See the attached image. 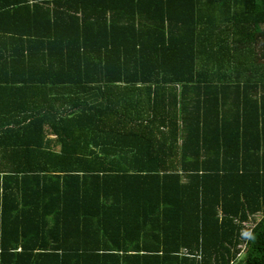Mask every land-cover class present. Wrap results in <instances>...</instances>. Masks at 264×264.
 Segmentation results:
<instances>
[{
	"label": "trees",
	"instance_id": "obj_1",
	"mask_svg": "<svg viewBox=\"0 0 264 264\" xmlns=\"http://www.w3.org/2000/svg\"><path fill=\"white\" fill-rule=\"evenodd\" d=\"M45 1L0 45V264H264V0Z\"/></svg>",
	"mask_w": 264,
	"mask_h": 264
},
{
	"label": "crops",
	"instance_id": "obj_2",
	"mask_svg": "<svg viewBox=\"0 0 264 264\" xmlns=\"http://www.w3.org/2000/svg\"><path fill=\"white\" fill-rule=\"evenodd\" d=\"M45 0H0V45L16 44L28 38L33 29L32 17L47 11ZM29 26V28H26ZM41 28V26L39 25ZM19 39V40H18ZM3 74V73H2ZM191 96L188 94V97Z\"/></svg>",
	"mask_w": 264,
	"mask_h": 264
},
{
	"label": "rangeland",
	"instance_id": "obj_3",
	"mask_svg": "<svg viewBox=\"0 0 264 264\" xmlns=\"http://www.w3.org/2000/svg\"><path fill=\"white\" fill-rule=\"evenodd\" d=\"M241 256H242V255H241ZM241 256H240V257H241Z\"/></svg>",
	"mask_w": 264,
	"mask_h": 264
}]
</instances>
